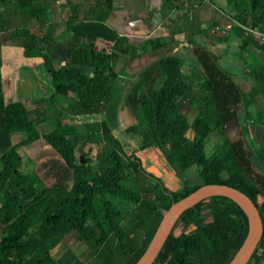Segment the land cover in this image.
<instances>
[{"label":"trees","instance_id":"16d2710c","mask_svg":"<svg viewBox=\"0 0 264 264\" xmlns=\"http://www.w3.org/2000/svg\"><path fill=\"white\" fill-rule=\"evenodd\" d=\"M226 1L232 10L227 18L234 22H230L227 34L235 31L264 53V42L251 40L236 25L247 23L264 31V0ZM50 5L51 0H0L2 38L16 39L23 56L41 58L52 90L43 117L35 118L21 102L4 98L0 77V264H60L51 251L67 235L77 234L94 253L106 240L114 237L115 243L119 242L115 238L121 232L124 242L116 244L123 249V256L116 263L132 264L169 202L205 182L233 186L255 204L262 234L243 264H264V190L245 176L233 158L217 114L219 101L213 95L211 81L197 68L184 70L181 58L166 54L157 59L161 78L155 88L139 92V83H132L123 96L122 87L111 83L115 74L112 61L127 62L135 46L102 21L110 0H61L58 18L69 31L62 41L55 38L54 22L46 20ZM160 44L157 38L144 41L150 49ZM245 66L261 84L263 64L253 61ZM199 77L198 98L185 112L178 99L187 95L189 85ZM54 93L71 94L78 103L76 110L61 114ZM121 105L137 106L135 120L121 128L126 140L115 132ZM98 108L103 110L100 120L83 119L84 114H94ZM212 132L220 140L218 145L225 146L221 154L217 149L204 152ZM38 137L56 153L40 162L51 178L47 183L28 170L14 147L20 138L30 142ZM144 146L155 147L173 173L191 164L197 169L181 180L173 177L168 186L143 169L136 152ZM254 152L264 172L263 140H257ZM113 197L133 204L125 215L129 225L124 232ZM194 206L199 209L196 218L192 222L183 220L176 233L171 228L159 248L163 253L158 251L150 264L227 262L245 233V213L229 198L212 195L198 200L179 216ZM189 235L195 238L200 253L187 249Z\"/></svg>","mask_w":264,"mask_h":264},{"label":"rangeland","instance_id":"374dc122","mask_svg":"<svg viewBox=\"0 0 264 264\" xmlns=\"http://www.w3.org/2000/svg\"><path fill=\"white\" fill-rule=\"evenodd\" d=\"M57 0H51V9H54L53 5ZM212 2L210 7L208 5H205V7H209L210 9L212 7H216L219 9L223 14L229 13L231 10V5L227 3L226 0H209V2ZM215 8V11L217 10ZM217 13V12H216ZM219 13V11H218ZM54 14V12H53ZM224 19H227L228 22L234 23L231 19L225 17ZM9 21H13V19H10ZM15 22L13 21V24ZM32 23V22H31ZM230 23V24H231ZM16 24V23H15ZM210 22L209 20L204 22V27L209 26ZM14 26V25H10ZM233 31H230L227 36H224V40L217 41L215 40V43L212 44L211 41H208L209 36L203 35L202 33H198L197 35L201 40V45L204 46V48L208 51V53L213 57L218 67L221 69V71H226L225 74L230 78V80L234 84V92L232 93L233 97L237 100H240L239 96H246L248 94V81L245 78L244 80H241L243 78L242 72L239 69V67H227L226 64L228 63V59H232L234 61L237 60V54L234 52L238 47V42L233 37ZM221 35V34H220ZM251 37V36H250ZM242 38V37H240ZM244 48H248V57L250 62L255 61L257 64L258 56H256L254 53H251L249 50V47L246 46ZM216 50L217 52L221 53L220 55H224V63L218 62L220 56L216 57V55L211 54V50ZM175 55L179 58H181L183 69L187 71L191 70V66L197 68V62L195 61L196 58L193 60V56L191 55H183L182 52L176 51ZM133 56V55H132ZM222 58V57H221ZM223 60V58H222ZM126 63V62H125ZM125 63L122 61V59H114L112 61V70L115 73L114 79H112L111 83L113 87H118L117 85L120 82V80H126V86L128 85V82L132 84V82L138 80L140 77L138 76V70L143 68L145 65L159 68L157 64V58H156V64L154 58H151L141 68H138L135 72L129 74H126L123 71V67ZM226 63V64H225ZM223 71V72H224ZM194 74L196 75V71H194ZM0 77L2 81V90L4 98L8 101L17 100L22 103L24 108L27 110L26 112L33 116V117H43V111L46 107L47 98L48 95L52 92L50 85H49V77L46 74L40 57H25L21 54V49L19 45L17 44V40L12 38L9 41L4 40L2 38V35L0 34ZM138 77V79H137ZM142 79V77H141ZM139 89L140 92L143 87L144 81L139 80ZM230 81L228 80L226 83H219L215 80L211 81L212 85V92L215 96L217 101H222L228 92L232 91L231 86L229 85ZM146 84V83H145ZM149 84H147L148 86ZM158 85V83H157ZM148 88V87H147ZM149 89V88H148ZM231 89V90H230ZM127 91V90H125ZM197 89L188 88V91L186 92L187 95L184 96V104L180 105V109L183 111H187L190 107H193L195 104V97H197ZM201 94H203V88L200 89ZM228 91V92H227ZM239 96H238V94ZM122 95H125V92L123 90ZM55 97V105L57 109L60 111L61 114H69L70 112H74L76 108L78 107L77 101L73 98L71 94H65L60 95L57 93H54ZM233 98V99H234ZM125 105H121V109L124 108ZM130 110V115L133 113L135 114L137 110V106H130L126 109ZM234 115H235V107H234ZM133 114V115H134ZM93 115V114H92ZM80 117V115H78ZM135 119V115H134ZM237 121V118H236ZM119 123V122H118ZM239 123V124H238ZM238 127L240 129V135L242 140V145L244 149V153L248 156L250 161H252L262 172L261 163L256 157L255 150L257 148V140L260 141L259 138L256 139V136L251 134L253 132L245 131L243 127V122L240 120L237 121ZM120 125L118 124V127L116 128L117 135L119 136H125L120 129ZM126 137V136H125ZM220 140H218L216 134L214 132L211 133L209 141L206 142L203 146L204 152L208 153L211 151V149H217L218 153H222L225 150V146H220ZM14 147L17 150L18 154L21 157V161L25 163L28 170L32 171L35 175L38 177H41L43 182L47 183L51 180L49 176L46 175L44 172V168L41 166L40 162L45 160L48 157H54L56 153L40 138L38 137L35 140H32L30 142L26 141L23 138L18 139L14 143ZM76 154V152H75ZM158 160V158H157ZM159 167H160V175L159 176L168 186L172 185V178H177L178 180L183 179L184 177L190 175L195 169H197V166H193L194 164H191L189 167H187L186 170H182L180 172H177L174 174L164 163H161V161H158ZM26 168V169H27ZM222 177L224 176L223 173L220 174ZM144 186V185H143ZM142 186V187H143ZM150 185H146V189H149ZM257 199H260V196H257ZM121 211V210H120ZM199 209L197 206H194L190 211L183 212L178 218L177 223L175 224V228L172 227V232L176 233L177 228L182 224L181 222L185 219L189 221H193L196 218V215L198 213ZM124 211H121L120 213L123 214ZM262 214L264 216V206L262 207ZM127 216L123 218L119 222L121 230L124 232L127 228L129 223L126 221ZM122 232L115 238L117 241L122 242ZM116 242V243H119ZM124 242V241H123ZM64 243V244H63ZM115 243L114 237L111 238L109 241L106 240L104 244L99 246L94 253H91L89 251V248L85 246V244L78 238V235L75 233H71L67 235L62 242L58 246H56L52 251V256L54 258H57L60 262V264H117V260H119L123 254V249L118 246V244ZM63 244V245H61ZM185 245L187 249L194 253H200L198 244L195 240V238L192 235H189L185 241ZM159 254L163 253V250H158Z\"/></svg>","mask_w":264,"mask_h":264},{"label":"crops","instance_id":"0c3cea01","mask_svg":"<svg viewBox=\"0 0 264 264\" xmlns=\"http://www.w3.org/2000/svg\"><path fill=\"white\" fill-rule=\"evenodd\" d=\"M60 4L61 0H57L52 4V6L55 5L53 6L54 9L50 7L49 11L46 13V20L54 22L55 38L62 41L68 36L69 31L67 27L63 26V20L58 18ZM211 4V1L203 2L201 0H110L111 6L104 12L102 21L113 29L116 34H122L128 38L129 42L135 46L134 55L141 52L154 55L152 58H154L155 64L156 58L158 59L160 56L166 54L175 55L176 51L182 52L183 55H191L193 56V60L196 58L197 70L202 72L205 77L210 81L215 80L219 83H226L229 80V85L234 90V84L225 74L226 71H221L216 60L211 57L204 46L201 45L200 37L197 35L198 33L208 35V41H211L212 44L215 43V40L218 42L224 40V36L228 35H220L218 31L211 30L212 25H221L227 22V19H224L227 15L223 14L216 7L210 9L209 7ZM205 5L209 7H205ZM215 8L217 9L216 11ZM207 20H209L210 25L204 27V22ZM31 22L35 24L33 18H31ZM233 33V37L238 42V47L235 46L237 49L234 50L237 54V60L234 64L232 59H228V63L225 64L227 67H234L236 65L239 67L243 75L241 80L247 78L249 89L246 96H239L236 91L240 100L235 101L236 99L232 96L234 98L235 117L237 121L240 120L243 122V127L246 132H253L251 136L254 134L256 139L259 138L264 141V79L261 84H258L254 78L249 75L248 67L245 66V63L250 62L247 51L248 48L246 49L244 47L248 46L251 53L258 56L257 62H260L263 66L264 53L259 48L255 47V45L250 44V40L247 38H240L235 34V31H233ZM148 38H157L161 44L155 49H150L144 45V41ZM155 45L157 44H154V46ZM211 54L216 55V57L220 56L219 59L221 60L217 59V61L224 63V55L221 56V53L213 49L211 50ZM138 72L140 78L138 79L137 77L138 80L132 83H139V80L144 81L146 84L143 83L142 89H146L147 87L149 89L155 88L161 78V70L157 67L154 68L145 65L143 68L139 69ZM115 76L114 74V77ZM200 79V77L197 78L193 86L189 85L190 88L196 89L197 86H199L198 83ZM120 82L121 83L117 86H121L122 92L123 90L125 92L130 83L128 82L126 86V80H120ZM147 84L149 85L147 86ZM127 107L130 106L125 105L124 108L117 112L118 124L121 126L120 129L122 126L132 123L135 120V114L133 113L134 115H130L131 108L127 110ZM115 132L117 133L116 130ZM119 137L121 140H126L125 136L119 135ZM137 143L138 142H136V144ZM136 153L146 172L161 176L158 163L159 160L161 161V158L158 156L155 147L144 146ZM161 163L163 162L161 161ZM113 202L119 213L124 211L123 214L120 213L121 216H125L133 207V204L117 197H113ZM56 246H54L52 250Z\"/></svg>","mask_w":264,"mask_h":264},{"label":"water","instance_id":"95a60500","mask_svg":"<svg viewBox=\"0 0 264 264\" xmlns=\"http://www.w3.org/2000/svg\"><path fill=\"white\" fill-rule=\"evenodd\" d=\"M152 57L154 55L146 52L135 54L125 63L123 71L126 74H131L144 66ZM233 92L234 90L232 89L230 94L226 95L222 101H219L216 108L223 134L241 171L253 184L264 190V174L244 153L240 129L233 112ZM212 195H222L229 198L243 210L246 216L245 233L225 264H243L250 258L253 247L262 234L261 218L255 204L245 193L233 186L223 182H205L169 202L161 213L143 250L132 264H150L179 214L198 200Z\"/></svg>","mask_w":264,"mask_h":264},{"label":"built area","instance_id":"2783aa9c","mask_svg":"<svg viewBox=\"0 0 264 264\" xmlns=\"http://www.w3.org/2000/svg\"><path fill=\"white\" fill-rule=\"evenodd\" d=\"M203 2H208L209 0H201ZM236 25H238L241 28V31L244 35H248L251 36V38L256 42V43H263L264 42V31L251 27L249 24L245 23H240V22H236ZM230 27V23L227 22L226 23H222L221 25L215 24L212 25L211 30L212 31H218L220 34L225 35L227 34L228 30ZM180 103L184 104L185 100L184 98H179L178 99ZM102 113L103 110L98 108L97 111L92 115L91 113H86L83 115V119L85 120H100V118L102 117ZM71 119H68V121L70 122Z\"/></svg>","mask_w":264,"mask_h":264},{"label":"flooded vegetation","instance_id":"af4514ba","mask_svg":"<svg viewBox=\"0 0 264 264\" xmlns=\"http://www.w3.org/2000/svg\"><path fill=\"white\" fill-rule=\"evenodd\" d=\"M180 172V171H179ZM177 173V172H176ZM264 174V172H262ZM175 174V173H174Z\"/></svg>","mask_w":264,"mask_h":264}]
</instances>
